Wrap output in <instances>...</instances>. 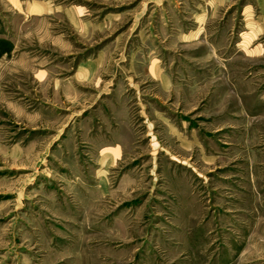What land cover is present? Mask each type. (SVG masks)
Instances as JSON below:
<instances>
[{
	"label": "rangeland",
	"instance_id": "obj_1",
	"mask_svg": "<svg viewBox=\"0 0 264 264\" xmlns=\"http://www.w3.org/2000/svg\"><path fill=\"white\" fill-rule=\"evenodd\" d=\"M0 264H264V0H0Z\"/></svg>",
	"mask_w": 264,
	"mask_h": 264
}]
</instances>
